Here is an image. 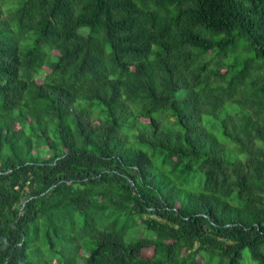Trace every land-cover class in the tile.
Segmentation results:
<instances>
[{
  "label": "trees",
  "instance_id": "16d2710c",
  "mask_svg": "<svg viewBox=\"0 0 264 264\" xmlns=\"http://www.w3.org/2000/svg\"><path fill=\"white\" fill-rule=\"evenodd\" d=\"M0 264H264V0L2 1Z\"/></svg>",
  "mask_w": 264,
  "mask_h": 264
},
{
  "label": "rangeland",
  "instance_id": "374dc122",
  "mask_svg": "<svg viewBox=\"0 0 264 264\" xmlns=\"http://www.w3.org/2000/svg\"><path fill=\"white\" fill-rule=\"evenodd\" d=\"M4 2V4H12L13 2H15L16 0H2ZM2 1L0 0V3L2 4ZM53 54H57V52L55 50L52 51ZM247 257V250L245 249L243 251V258L245 259Z\"/></svg>",
  "mask_w": 264,
  "mask_h": 264
}]
</instances>
